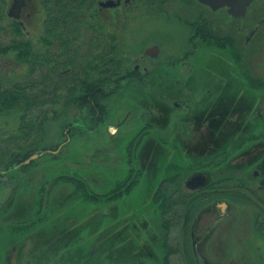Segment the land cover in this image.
Returning a JSON list of instances; mask_svg holds the SVG:
<instances>
[{"label":"flooded vegetation","instance_id":"af4514ba","mask_svg":"<svg viewBox=\"0 0 264 264\" xmlns=\"http://www.w3.org/2000/svg\"><path fill=\"white\" fill-rule=\"evenodd\" d=\"M211 1L0 0V92H8L5 102L11 106L4 113H19L22 125L17 133L0 138V155H9V161L1 159L0 190L12 189L3 177L21 165L15 164L20 156L42 155L41 150L57 156L64 152L39 150L42 141L39 144L36 135L44 134L38 128L44 120L61 119L57 107L75 104L68 93L88 88L114 98L127 85L122 81L137 80L141 84L135 81L132 89L145 99L140 128L122 151L111 144L114 138L108 148L103 147L107 175L112 163H121L126 173L107 179L102 195L88 184L89 191L102 198V209H108L104 211L105 239L96 244L102 246L105 261L264 264V57H258L264 35L254 41L264 27V17L254 21L240 43L238 27L224 32L223 23L245 20L252 4L244 16L235 17L231 6ZM169 25L184 33L187 46L179 53L164 51L158 40L150 38L155 30ZM140 27H152L149 41L141 50H132L127 44ZM207 48L216 58H229L233 76L223 75L216 59L212 67H204L197 86L190 74L192 59ZM140 52L139 58L148 62L131 69L126 53L134 57ZM111 60L123 62L120 79L111 72ZM256 60H262L263 68L255 67ZM150 71L151 85L144 83ZM111 78L117 82L115 88ZM31 105L47 111L48 117L40 115L31 123ZM114 111L104 110L103 121L96 123L111 136L119 132L118 121L124 124L130 117L119 111L114 116ZM40 112L36 110V115ZM166 145L171 148L165 149ZM162 149L171 158L160 166ZM150 176L154 179L143 204L127 206L122 216L116 214L117 204L125 203L143 178ZM29 196L17 189L6 202L0 201V238L10 236L0 252V258L5 257L0 264H32L30 231L45 225L41 219L50 214L40 207L47 202L46 196L38 212L27 206ZM31 212L37 214L31 216ZM54 238L53 248L58 251L61 234L56 231ZM115 247L117 257L112 253ZM49 258L47 264H71Z\"/></svg>","mask_w":264,"mask_h":264},{"label":"rangeland","instance_id":"374dc122","mask_svg":"<svg viewBox=\"0 0 264 264\" xmlns=\"http://www.w3.org/2000/svg\"><path fill=\"white\" fill-rule=\"evenodd\" d=\"M260 17H264V0H255L251 5L245 20L236 22L235 24L224 22V29L222 28V31L224 30V32H226L229 29L234 30L238 27L236 37L240 43L244 42L245 36L250 30V27L253 25L254 21ZM151 29L152 27H140L139 32L133 34L131 42L130 44H127V47L136 51L141 50L149 41ZM183 35L184 33L182 29L169 25L158 28V31L155 30L150 38L152 40H154V38L158 40L156 42L162 45L164 51L179 53L187 46L186 41L182 39ZM258 35L257 39L255 38L256 40L254 41H257L259 37L263 38L264 27H261ZM212 52L213 50L208 48L204 51L201 50L192 59V67L194 69L189 72L196 78V82L198 83L197 86L202 83V75L205 73L204 67L206 65L212 67L215 64L216 59V62L221 64L223 75H226L228 78L231 75L233 76L231 70L232 63L229 58L225 55L216 58L213 56ZM226 53H228V51H226ZM140 54L141 52L138 56L132 57V55L126 53L129 58L127 59V62H129L128 64L131 69L136 63H139L143 68V66L146 65L144 63L148 62V59L141 60L139 58ZM258 57H264V45L263 49L259 50ZM167 61L168 60L162 61V63H166ZM255 67H258L259 69L263 68L262 60L259 62L256 60ZM181 68L184 67L181 66ZM211 74V76L215 78V75L213 73ZM148 75L150 76L144 81V83L151 85L152 71H150ZM112 79L113 78H111L112 87L115 88L117 82H112ZM135 81L141 84V82L137 80ZM135 81H122L123 84L127 85L118 90V95L114 98H103L102 101L98 100V105L103 106L99 108H102L107 112L108 109L115 110L112 112L114 116L118 115V111L124 113V115L125 113L126 115H130L126 123L120 124L118 121L116 124V128L119 131L117 135H109L108 130L105 129L104 126L96 124L98 121L92 118L93 114L89 116L84 109L74 107L73 105H69V109H67L66 105L63 104L60 107H57V109L60 108L61 119L56 118L51 122L44 120L38 125V128L44 130L45 135H36V137H39L37 138L39 144L42 141L39 150H41L40 148L46 147L47 149H56L55 151L59 153L63 149L64 152L58 154L59 160L54 159V156L51 157L52 155L49 150L45 152H42L43 150H41L42 156L33 160V164L13 168L9 176L5 175L3 177L5 183L10 182L12 184V189L2 188V190H0L1 202H6L5 199L18 189L19 194L22 192L30 195L27 206H29L30 209L33 206V211L38 212L39 204L42 201V198L46 196L47 202H41L40 207L50 215L46 217V220L45 218L41 219V222L45 221V225H37V227L34 228L35 232L32 230L30 231L32 241H30V252L28 253L34 254L32 256V264H37L38 258L40 259V264H47L50 259L49 257H51L52 261H54V259L57 262L68 260L71 264H111V262L105 261L103 251L99 250L102 246L99 247L96 245L97 241L102 242L103 238L105 239L103 234L104 211H108V209H102L104 208L101 205L102 198L97 194L91 193L95 197L90 198V200L79 198L74 196V194L72 195L75 188L68 178L81 176L88 182L90 189H93L92 191L102 195L108 185L107 179H116L126 173V168L120 165L121 163H112V171L107 175L108 169L105 166L107 165V159L104 157L103 147L108 148V143L114 138L112 139L111 144L115 146L117 152L122 151L125 143L129 142L134 132L141 126L140 118L143 112L145 99L143 98L142 92L137 90L134 91L132 89V87H135ZM62 94H65V92ZM148 98L150 99V96H148ZM114 101H117V103ZM74 111H76L75 114H73ZM104 115L105 113L103 112V117ZM18 118L19 113L17 114L16 112L0 115V138L3 135L4 137H7L18 132L17 130L20 126ZM110 118L111 120L114 119L112 116H108L107 119L110 120ZM116 119L117 117L115 118V121ZM68 137H71V140L68 141ZM244 138H246V135L241 139ZM66 142H68V145H63ZM61 145L64 147L66 146V149L61 147ZM170 148L171 147L167 145L165 146V149ZM160 156L161 157L158 158L160 166L166 165L171 158L169 153L166 155L165 150H163L162 155ZM7 161H9L8 157L3 162ZM23 167L27 168L21 172L20 168L23 169ZM158 170L160 171V177L162 171L160 169ZM153 179L154 177L152 176L144 177L142 183H140V185H138V187H136L128 196L127 201L125 203L120 202L117 204L116 214L122 216L127 206L133 208L140 207L143 204V200L145 201V196L148 193V189H150L149 185L153 183L151 182ZM0 186H2V184H0ZM45 191L47 192L46 195ZM30 214L31 216H34L37 213L35 214L31 212ZM34 220L36 219H31V221ZM40 228H44V230L41 231L39 230ZM53 231L54 233L57 231L58 235L61 234V240L59 242L61 246L57 248L58 251H55V248H53L54 246L52 243L57 241V239L54 238ZM65 233L67 234L64 235ZM40 234L42 240L45 238L44 242L42 240L40 241ZM9 239L10 236L8 234L1 236L0 252L9 243ZM118 251L119 250L115 247L112 253L117 257L119 253ZM0 259L5 260L4 255Z\"/></svg>","mask_w":264,"mask_h":264},{"label":"trees","instance_id":"16d2710c","mask_svg":"<svg viewBox=\"0 0 264 264\" xmlns=\"http://www.w3.org/2000/svg\"><path fill=\"white\" fill-rule=\"evenodd\" d=\"M112 64L110 65L111 67V72L112 74L114 73V75L116 76L115 78L120 79L121 78V70L123 69V62H119V61H114L111 60ZM115 92H112V94H115ZM73 98V100H75V104H72L74 107H80L82 109H84L87 114L89 116H91V114H93L92 118L94 120H97L98 122H102L103 121V112L104 110L102 108L99 107H103L98 105L97 107H94L92 104V100L94 102H98V100L102 101L103 98H105L104 94L102 92H97L94 91L92 92L90 89L88 88H84L82 90L79 91H71L70 93ZM8 92H0V100H4V101H0V114L7 112L9 109H11V106L9 103H6L5 100H8L9 98L7 97ZM93 96V97H92ZM115 96V95H114ZM72 97L68 99V104H71V100ZM69 105H66L67 109ZM64 107V108H66ZM33 105H31V109H33ZM37 108H40L37 106ZM63 108V109H64ZM14 109H17L14 108ZM36 110H41L40 114L36 115ZM40 115L42 116H46V118L48 117V112L45 111L41 108V109H33L32 113H31V119L30 122L33 123L35 121L34 118H38ZM63 115V113H62ZM28 120L26 121V123L23 125L25 128L28 126ZM22 128V125H20ZM24 133V131H23ZM21 135V132H20ZM31 155V152H28L27 154L20 156L21 161H17L15 160V163H20L23 162L24 160H26L29 156ZM9 155H0V164L1 161L5 160ZM54 156V157H53ZM51 157H53L54 159L59 160L57 155H52ZM19 158L18 156L15 157V159ZM3 159V160H1ZM13 163H10V165H12ZM71 181V183L74 185L73 187L74 189V196H77L79 198H83L85 200H90V198H93L94 196L91 194V192L89 191V186H88V182L81 176H76V178H70L69 179ZM37 225V223H34ZM31 228V227H30Z\"/></svg>","mask_w":264,"mask_h":264},{"label":"water","instance_id":"95a60500","mask_svg":"<svg viewBox=\"0 0 264 264\" xmlns=\"http://www.w3.org/2000/svg\"><path fill=\"white\" fill-rule=\"evenodd\" d=\"M201 2H207L213 4L211 0H200ZM254 2V0H222V4L231 6L230 12L235 17L244 16L246 14L247 8ZM34 155L25 161V164H29L35 157Z\"/></svg>","mask_w":264,"mask_h":264}]
</instances>
